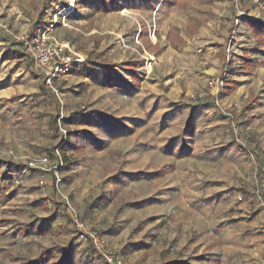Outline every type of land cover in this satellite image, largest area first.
<instances>
[{"label":"rangeland","instance_id":"374dc122","mask_svg":"<svg viewBox=\"0 0 264 264\" xmlns=\"http://www.w3.org/2000/svg\"><path fill=\"white\" fill-rule=\"evenodd\" d=\"M254 21L251 0H0V264H107L95 237L125 264H264ZM51 25L84 59L54 90L22 41ZM57 151L43 187L28 163Z\"/></svg>","mask_w":264,"mask_h":264},{"label":"built area","instance_id":"2783aa9c","mask_svg":"<svg viewBox=\"0 0 264 264\" xmlns=\"http://www.w3.org/2000/svg\"><path fill=\"white\" fill-rule=\"evenodd\" d=\"M264 10V0H251ZM53 26H49L43 30L38 31L30 39L23 38V45L35 62L36 68L44 79L47 88L54 90V83L62 76L70 73L74 65L84 62L69 44L59 40L53 34ZM211 86L214 84L211 83ZM215 85H220L217 80ZM202 98L203 94H199ZM55 159L51 156H41L39 158L31 159L28 163V168L37 171L40 174V185L47 186L49 183L47 178H51L52 185L60 186L63 183V168L64 162L57 151ZM262 183L264 185V173L262 175ZM19 184V181H16ZM51 185V184H50ZM75 226L82 231L84 226L82 223L75 220ZM96 247L104 250L103 256L107 264H125L123 259L117 256L111 250H108V244L105 240L97 237L93 240Z\"/></svg>","mask_w":264,"mask_h":264},{"label":"trees","instance_id":"16d2710c","mask_svg":"<svg viewBox=\"0 0 264 264\" xmlns=\"http://www.w3.org/2000/svg\"><path fill=\"white\" fill-rule=\"evenodd\" d=\"M250 26L257 30L258 34L264 38V21H254L250 23Z\"/></svg>","mask_w":264,"mask_h":264}]
</instances>
